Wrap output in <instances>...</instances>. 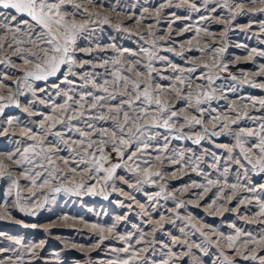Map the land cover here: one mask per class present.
I'll list each match as a JSON object with an SVG mask.
<instances>
[{"label": "rangeland", "instance_id": "rangeland-1", "mask_svg": "<svg viewBox=\"0 0 264 264\" xmlns=\"http://www.w3.org/2000/svg\"><path fill=\"white\" fill-rule=\"evenodd\" d=\"M82 2L98 15L93 17L95 22L90 24L89 29L77 38L78 64L72 68L77 75L69 77L76 84L63 82L67 74L65 66L57 76L46 81H31V89L21 88L24 94L15 97L19 107L11 104L0 114V161L8 165L7 174L19 182L20 204L27 206L47 198L42 208L34 215H28L16 206L17 188L11 180L7 179V175L0 179V261L3 264H20L21 261L23 264H110L114 260L127 259L131 249L129 253L119 249L131 245L138 252L133 264H164L165 261L168 264H193L192 254L198 256L203 264H221V251L236 264H259L258 260L242 259L223 243H215L222 239L220 234L234 235L237 228L257 238L264 234V223L260 222L264 218L257 215L259 203L264 202V173L254 169L244 159L236 146L235 137L225 134L227 130L220 132L211 117L228 113L230 106L244 103H248L250 116H264V111L253 109L250 102L241 99L264 97V90L230 79L236 76L264 82L259 75L264 56L252 53L253 49L257 53L264 51V13L256 11L264 5H252L247 0H229V4L243 2V14L237 12L232 19L234 12L221 7L224 0H209L207 6L203 0H195L198 11L192 10L186 0H96L95 6L90 5L88 0ZM105 17L110 23L101 22ZM75 19L77 22L84 21L81 16ZM0 22L8 23L13 31L16 27V22L10 19L0 17ZM117 25H121L120 30H117ZM185 28L189 30L185 31ZM197 28L201 29L199 35ZM0 37L3 38L0 43L12 42V31L0 29ZM19 37H24L23 31ZM153 42L157 45V55L164 59L153 61L155 71L150 78L151 83L163 99L170 101L173 109L181 113V117L200 114L195 108L188 109L184 101L163 92L164 88L171 87L172 78L177 74L172 65L184 69L197 68L191 74L193 88L196 84L208 83L206 78H202L209 71L202 67L205 63L218 77L211 85L216 89L217 98L201 105L205 109L201 117L204 123L190 128L181 118L177 127L171 130L148 128L140 139L149 144V148L140 151L134 144L125 150L124 160L111 152V146L106 148L112 155V163L125 165L118 168L113 180L108 182L107 198L87 192L89 186L99 191L104 184V173L90 174L87 166L79 163V156L68 151V145L61 143L57 147V137L49 135L43 138V143L50 148L49 154L61 171L44 188L33 187L25 178L24 171L30 169L33 175L41 172L37 178V184H40L48 179L45 169L50 170V166L41 157H35L31 165L25 163L20 166L7 159L8 154H14V159L19 158V152L33 143L26 138L24 130L30 128L39 133L44 117L54 115L53 107L58 108L64 103V92L70 88L74 89L71 94L77 97L85 91L103 94L90 83L87 87L82 85L85 79H95L97 83H103L105 79L111 81L114 60L122 62L116 67L126 69L129 61L139 59V71L146 72L148 62L140 49L150 47ZM22 47L27 48L28 45ZM124 49L128 51L123 52ZM218 49L223 51L218 52ZM5 58L6 62L0 64V76L8 87L0 89V96H7L20 87L16 81L25 70L22 60L6 44L0 49V59ZM80 64L84 66L80 67ZM221 65L226 66L225 71L220 70ZM124 74L133 75L127 71ZM233 85L235 92L230 90ZM122 90L116 89L118 99ZM104 114H107L106 109ZM72 123L85 128L81 121ZM93 123L97 128H110L112 121L94 120ZM258 123L259 120L253 122L245 118L238 125H232L231 129L236 132L241 127L254 128ZM43 127L48 128V125ZM204 128L209 129V134L204 133ZM51 131L61 132L69 145L72 140L79 139L77 133L67 132L61 124ZM213 131L220 132V135L211 136ZM197 135H204L199 144L193 142ZM93 138L99 137L93 135ZM71 146L76 153L84 155L79 147ZM142 146L141 143L140 148ZM133 151L136 152L134 163L127 160V155ZM157 156L160 161L156 160ZM64 160L68 161L67 165ZM172 160L180 162L172 163ZM137 164L140 171L128 170L127 165L135 168ZM197 166L198 171H193ZM146 167L153 172H161L163 178L153 177L155 183H148L142 171ZM72 168L76 171L73 172ZM208 179L219 180V184L209 185L207 192L196 187L197 184L207 185ZM73 181L85 185L79 195L50 191L56 187H72ZM232 184L237 186L235 191L226 186ZM161 187L164 191L157 197L155 194L160 192ZM32 192L36 193L35 196L31 195ZM149 196L154 198L149 199ZM242 199L244 204L239 203ZM180 201L183 207H177ZM109 228L114 230L109 232ZM196 228L207 233L213 243L205 241ZM141 233L144 239L137 243ZM122 236L131 238L121 240ZM17 240L20 243H16ZM185 241L187 245H192L191 252ZM196 244L207 249L208 254L195 247ZM170 251L174 255H170ZM240 251L245 253L246 249L240 247ZM256 251L264 255L260 247Z\"/></svg>", "mask_w": 264, "mask_h": 264}, {"label": "snow or ice", "instance_id": "snow-or-ice-1", "mask_svg": "<svg viewBox=\"0 0 264 264\" xmlns=\"http://www.w3.org/2000/svg\"><path fill=\"white\" fill-rule=\"evenodd\" d=\"M89 4L95 6L96 0H88ZM189 3V7L198 11L195 0H186ZM205 6H207L209 0H203ZM252 5H264V0H247ZM223 8H228L233 11L234 14L232 19H235V13L243 14V2L229 4V0H224L221 5ZM3 10H6L3 11ZM215 10V9H213ZM115 11V9H113ZM256 11L264 13V7H258ZM90 10L89 7H85L82 0H0V17L4 20H11L16 22L14 31L8 23L0 22V29L6 31H12L13 40L12 42L4 41L0 43V49L5 47V44L9 49L22 60L25 65L23 75L20 77L17 84L20 85L15 92H9L7 96H0V114H3L4 109L15 104L19 107V104L15 97L17 95H23L24 93L20 90L21 88L31 89V81H46L50 77L57 76L61 73L62 68L67 66V74L64 76V81L67 84L75 85V80L69 79L70 76H75L77 73L73 72L72 68L78 64L76 52L78 51L77 38L80 34L84 33L89 29L91 23H94L93 17L97 16ZM76 16L84 18L83 22H77ZM204 19V17H202ZM102 23H110L109 19L105 17ZM139 21H137L138 23ZM264 27V25H262ZM121 29V25H117V30ZM126 30V29H124ZM188 31V28L184 29ZM23 31L24 37H19V33ZM201 29L197 28L196 33L199 35ZM3 38L0 37V40ZM143 39V37H141ZM191 43V41H189ZM15 45V47H13ZM22 45H28L27 48ZM157 45L155 42L148 48H141L140 53L147 60L145 65L147 71H139L138 65L141 64L139 59L129 61V67L126 69L123 67H116L121 65L119 59L112 61L114 66L111 72L112 80L105 79L103 83H97L95 79H85L82 87H87L90 83L93 88L99 89L103 94H97L93 91H85L77 96L71 94L74 89L70 88L64 92L65 100L64 103L57 107H53L52 116H45L41 123V130L39 133H34L32 129H25V136L28 140H32L33 143L26 146L23 151L19 152V158L14 159V154H8L7 159L13 164L20 166L25 163L33 164L35 157H41L43 161L50 166L47 171L48 179H44L42 183L37 184V178L41 176V172H36L34 175L31 174L30 169L24 171L25 178L28 179L33 187L44 188L49 184L51 179L56 178V173L60 172L61 169L55 166V161L50 155V148L46 147L43 143V138L49 135L57 137V147L63 143L68 145V151L74 155L79 156V163L87 166L89 173L92 172L99 174L104 173V184L101 186L99 191L94 186L87 188L88 194L103 195L107 198L106 186L109 181H112L116 170L121 168L120 163H112V155L106 151V148L111 146V152L115 153L120 160L125 159V150L132 148L134 144L137 145L138 150L144 151L149 148V144L143 143L141 137L144 135L145 130L148 128H164L174 129L177 124L182 121L185 125L190 128L196 125H202L204 123L201 118L205 109L201 105L208 103L216 99V89L211 88V85L215 82L214 73L211 70V66L207 63L203 64L202 67L209 69L208 72L203 74L202 78L207 79V85L196 84L195 88L192 87L191 74L197 71L195 67H189L187 69L178 68L176 65H172V70L177 74L172 78L173 83L170 88H164L163 92L173 96L174 99L178 98L186 103L188 109L195 108L196 112L200 115H183L177 110H174L171 106V102L163 99L160 92L156 91L155 86L151 83L152 73L155 71L153 67L154 60H162L164 57H160L156 53ZM201 52L204 49H199ZM124 49L123 52H127ZM218 52H222L223 49H218ZM123 52L121 54H123ZM259 56H264V51L256 52ZM250 53V55L252 54ZM90 55V53H89ZM7 58L0 59V64H4ZM11 64V61H8ZM107 63V61L105 62ZM83 67V64L79 65ZM221 71L226 70L225 65L220 66ZM125 71L133 73V75H125ZM187 73V75H186ZM89 76L91 74H88ZM259 75L264 78V65H261ZM139 77V78H137ZM233 81H238L241 84H248L252 88H259L264 90V82H258L249 80L246 77L241 79L236 76L230 78ZM143 84V87H142ZM110 86L112 91H110ZM8 85L4 83V79L0 76V89L7 88ZM116 89H123L119 93V99L116 94ZM231 91L235 92L236 88L233 85L230 88ZM246 99L250 102L253 109L264 111V97L248 96ZM112 101H116V104H112ZM106 109L107 114H104ZM248 103L242 105H232L229 107L228 113H220L211 117L214 126L220 128V132H225L227 135L235 137L236 146L239 147L241 155L244 159L252 165L254 169H258L259 172L264 173V116L255 117L250 116L248 113ZM234 114V115H230ZM247 118L253 122L259 120V123L254 128H239L238 131L233 132L231 129L232 125H238L239 122ZM94 120L99 121H112L110 128H97ZM67 121V122H66ZM73 121H81L84 123L85 128H80L74 125ZM142 121L144 123H142ZM12 123L11 120L8 121ZM47 124L48 128H44L43 125ZM57 124L64 125L66 131L71 133L75 132L78 134L79 139L72 140L71 145L79 147L84 155H80L75 152V149L68 144L65 140V136L59 131H51L55 129ZM205 134H209V129H203ZM220 132H211V136H218ZM93 135L99 137L94 139ZM154 138V137H152ZM181 138V137H177ZM192 139V137H188ZM204 139V135H197L193 142L199 144ZM142 143V148L140 144ZM245 144L248 145L245 148ZM163 151L164 149H160ZM136 152L133 151L127 155L128 161L135 162ZM182 158V157H181ZM231 159V157H229ZM157 161H160V157H156ZM255 161V162H254ZM66 165L67 160L63 161ZM172 163H179V160H172ZM147 163V161H145ZM106 165H108L106 167ZM40 167L43 168L44 164L41 163ZM129 171H140V166L137 164L135 168L131 165H127ZM73 172L75 168L71 169ZM8 165L0 161V179H4L7 175V179H10L12 185L17 188V200L16 206L21 212H25L28 215H34L37 210L44 206L47 202V198L43 202L37 201L30 205L20 204V190L19 182L16 178L7 174ZM145 175V180L148 183H155L153 177L163 178L161 172H153L150 168L146 167L142 169ZM193 171H198V166L193 168ZM227 170H225L226 173ZM225 173H222L224 175ZM140 183V181H137ZM219 180H207V185L197 184L196 187L202 188L205 192L209 190V185H218ZM132 186L131 184L129 185ZM233 191L236 189V185H226ZM85 185L75 183L73 181L72 187H56L50 189L53 192H70L79 195L80 190ZM115 190V185H113ZM164 191L161 187L160 192L155 195L158 197ZM222 191V189H220ZM254 191V189H249ZM35 192L31 195L35 196ZM153 196H149V199H153ZM167 199V197H165ZM175 199V197H173ZM215 203V201H213ZM239 203L244 204L245 200H240ZM177 207H183V202L177 203ZM5 214H7V208H5ZM260 217L264 218V202L259 203V212L257 213ZM163 219V217H161ZM261 223H264V219H261ZM195 228V225H192ZM114 229L109 228L107 231L112 232ZM155 231V229H153ZM197 232H200L205 237V241L213 243L207 233L201 229L196 228ZM102 235V234H101ZM222 239L215 241L217 245L220 243L225 244L229 249L233 250L236 255L240 256L244 260L259 261V264H264V255H261L256 251V248L260 247L261 252H264V234L259 238L252 235V233L242 232L239 228L235 230L234 235H223L220 234ZM131 237H120L121 240H127ZM144 239L143 233H141L140 243ZM16 243H20L19 240ZM187 245V241H185ZM251 245V247H249ZM189 252H191L192 245H187ZM195 247L200 248L205 255L208 254L207 249L202 248L200 244H196ZM240 247L246 249L245 253L240 251ZM131 249V255L127 259L114 260L110 264H133V261L138 256V252L131 248V245L119 249L124 253H129ZM115 250V249H114ZM144 249H141L143 251ZM174 255L173 253H169ZM220 255L223 257L221 264H236L235 261L230 260L228 256L221 251ZM193 264H203L198 256L192 254ZM3 264V261H0ZM20 264H23L21 261ZM164 264H168L167 261Z\"/></svg>", "mask_w": 264, "mask_h": 264}, {"label": "bare ground", "instance_id": "bare-ground-1", "mask_svg": "<svg viewBox=\"0 0 264 264\" xmlns=\"http://www.w3.org/2000/svg\"><path fill=\"white\" fill-rule=\"evenodd\" d=\"M240 60H241V59H240ZM240 62H241V61H240ZM230 63H231V61H230ZM230 63H229V64H230ZM234 63H235V61H234ZM231 64H232V63H231ZM235 64H236V63H235ZM237 66H238V65H237ZM254 76H255V75H254ZM15 114H16V113H15Z\"/></svg>", "mask_w": 264, "mask_h": 264}]
</instances>
